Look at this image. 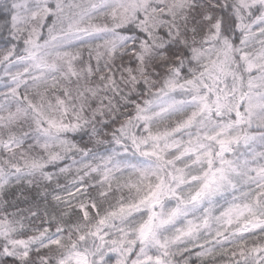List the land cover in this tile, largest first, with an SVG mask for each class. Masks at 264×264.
I'll return each instance as SVG.
<instances>
[{
  "label": "snow or ice",
  "instance_id": "1",
  "mask_svg": "<svg viewBox=\"0 0 264 264\" xmlns=\"http://www.w3.org/2000/svg\"><path fill=\"white\" fill-rule=\"evenodd\" d=\"M0 264H264V0H0Z\"/></svg>",
  "mask_w": 264,
  "mask_h": 264
}]
</instances>
